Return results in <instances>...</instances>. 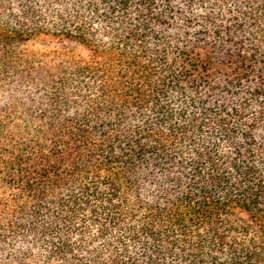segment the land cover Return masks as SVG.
<instances>
[{
    "label": "trees",
    "instance_id": "obj_1",
    "mask_svg": "<svg viewBox=\"0 0 264 264\" xmlns=\"http://www.w3.org/2000/svg\"><path fill=\"white\" fill-rule=\"evenodd\" d=\"M0 264H264V0H0Z\"/></svg>",
    "mask_w": 264,
    "mask_h": 264
}]
</instances>
